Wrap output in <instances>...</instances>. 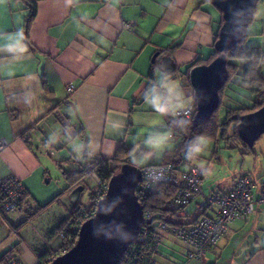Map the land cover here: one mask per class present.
<instances>
[{
  "label": "crops",
  "instance_id": "0c3cea01",
  "mask_svg": "<svg viewBox=\"0 0 264 264\" xmlns=\"http://www.w3.org/2000/svg\"><path fill=\"white\" fill-rule=\"evenodd\" d=\"M34 1L37 12L28 32L29 48L23 33L27 5L23 0H0V138L8 143L0 152V179L14 175L21 181L27 194L25 208L30 212L37 205H47L17 231L19 243L7 250L23 264H39L41 251H59L57 227L72 212L71 191L77 184L85 189L86 180H94L88 173L71 185L70 174L80 171L88 160L112 157L120 145L136 147L137 138L146 135L143 129L161 131L163 125L171 124L173 117L161 120L144 104L143 92L165 72L161 57L167 55L175 64L173 79L192 95L180 71L194 58H206L213 52L214 28L220 19L218 10L202 0ZM258 4L250 23L255 29L249 36L258 35V44L250 45L263 49L264 0ZM132 22L133 27L126 26ZM68 85L73 86L72 93L67 92ZM224 96L236 106H248L253 99L244 85L233 81ZM118 123L123 127L115 128ZM26 131L27 144L21 137ZM53 134L57 142L46 146ZM175 134L172 148L179 140ZM260 138L254 152L244 155L223 146L243 161L239 173L233 170L236 174L228 180L220 177L221 169L214 168L219 159L216 149L205 162L197 160L199 156L193 159L191 163L211 168L203 192L228 191L237 177L248 174L256 184L257 196L264 180V134ZM80 142L94 152L91 158H78L73 151V145ZM210 144L208 150H212ZM51 172L63 191L41 201L35 195V179L50 180ZM213 211L214 206L208 207L204 214ZM198 212L193 203L180 217L192 219ZM176 241L164 234L155 264L194 261L186 259L187 247L182 242L184 251L176 250ZM222 261L264 264V202H257L246 219L230 223L200 262Z\"/></svg>",
  "mask_w": 264,
  "mask_h": 264
},
{
  "label": "water",
  "instance_id": "95a60500",
  "mask_svg": "<svg viewBox=\"0 0 264 264\" xmlns=\"http://www.w3.org/2000/svg\"><path fill=\"white\" fill-rule=\"evenodd\" d=\"M207 1L221 13L222 24L214 42V49L219 55L209 63L194 66L189 71V83L196 95L194 121L197 124L206 122L218 108L219 91L228 81L225 53L241 42L260 0ZM161 65L164 71H175V64L167 55L161 57ZM236 131L240 140L252 148L264 134V105L241 115ZM141 179V167L132 163L121 166L110 177L104 195L97 200L94 214L79 226L75 243L49 264H119L127 248L137 239L143 221V206L136 194ZM83 191V185L71 191L73 204ZM101 201L107 205L113 201L117 203L114 208L105 207L101 210L98 207ZM119 224L124 226L129 235L124 239L108 238L109 234L125 237V231L116 232Z\"/></svg>",
  "mask_w": 264,
  "mask_h": 264
},
{
  "label": "trees",
  "instance_id": "16d2710c",
  "mask_svg": "<svg viewBox=\"0 0 264 264\" xmlns=\"http://www.w3.org/2000/svg\"><path fill=\"white\" fill-rule=\"evenodd\" d=\"M202 1L208 2L207 0ZM23 2L27 5V8L29 9L27 14L25 15V23L23 29L24 42L29 48H31L32 45L28 38V32L36 15L37 7L36 2L34 0H23ZM219 14L220 19L218 20L214 28V42L217 39L218 31L222 24L221 13L219 12ZM248 36L249 34L247 33V31H245L241 42L225 53L227 58L226 66L228 71V81L219 91L220 104L216 111L206 122L202 124H197L195 121L191 120L192 123L186 131H181L179 128H176L175 132L178 134L179 137L177 145L167 151L162 156L161 161L159 163L147 164L146 166L172 164L176 169H181L183 163L187 161L184 155L186 151L187 142L191 140L194 135L198 134L202 135L206 140L213 141L214 143L221 141L224 146L230 149H238L242 155L247 154L249 152H254L253 147H248L245 143L240 140L236 131V124L238 123L239 117L241 115L253 112L264 105V51L258 45L246 44V39ZM218 55L219 53L214 49L208 57H196L192 61L187 63L184 66L183 70L180 71L187 84L190 86V69L197 65L209 63ZM241 60L245 61V65L243 66L242 71H240L241 68L239 65V61ZM235 76H238V83L244 85L245 88L253 96L252 102L248 106L226 107L224 109V114L220 116L217 112L221 105L222 99L225 97V88L230 82H232ZM179 118L180 117H177V119ZM21 137L27 144L29 139V132L26 131L25 133L21 134ZM135 151V146L125 147L124 145H120L116 149L114 155L110 158L100 159L99 161L96 159L86 161L80 171L69 175L68 180L71 185L79 183L86 175V173L84 172L85 165L90 161H97L94 167V172L100 182V185H96L100 187L103 185H107L110 177L114 173H116L121 168V166L126 163H130L132 155ZM143 167L145 166H142L141 168ZM95 187L91 190L89 189L88 191L89 203L86 205H81L78 200L75 204L72 205L73 207L70 216L64 218L59 223L57 227V231L59 232V237L61 239L59 251L57 253H52L51 251H41L38 254L39 264H49L56 256L67 251L75 243L79 226L92 215V212L95 211L97 202L94 193ZM177 191L178 186L163 183L160 184L157 188L151 190L150 193H148L147 195L138 198L141 205L143 206L144 212L150 213L152 217L150 220L151 222L149 221L151 225L152 223H155L156 220H162L167 224L171 225L188 226L196 223L198 219L204 214V211L198 212V214L192 219L180 217L178 215V212L183 209V207L177 205L174 202V198L176 196ZM103 195L104 194H102V196ZM26 198L27 194L26 192H24L22 202L19 205V210L22 213L23 217L18 224H11L3 218L7 223L10 224L12 230L16 232L19 231V229L24 226L28 220H30L37 213L44 210L47 206L37 205L36 210L34 212H30L29 209L25 208ZM90 208L93 210H90ZM61 234L63 235V237L61 236ZM11 256L16 257L18 262L20 264H23L19 256L12 252V250L0 255V259L7 260ZM154 259H156L155 256Z\"/></svg>",
  "mask_w": 264,
  "mask_h": 264
},
{
  "label": "built area",
  "instance_id": "2783aa9c",
  "mask_svg": "<svg viewBox=\"0 0 264 264\" xmlns=\"http://www.w3.org/2000/svg\"><path fill=\"white\" fill-rule=\"evenodd\" d=\"M126 26H134V23ZM67 92H73V86H67ZM196 107L190 113V119L194 121ZM183 113L180 114V118ZM8 143L0 138V152ZM96 160H100L96 158ZM97 161H90L84 169L92 175L97 184L100 182L94 172ZM184 169H176L172 164L148 165L141 168L142 179L137 184L136 194L145 196L160 184L167 183L178 186L174 202L183 207L195 204L199 212H205L208 207L214 206L212 214H203L196 223L188 226L167 224L162 220H156L152 225L150 213L143 214V221L137 239L127 248L121 264H155L154 256L158 252L163 241L164 234H168L182 242L187 247L186 259L203 261L207 253L217 245L225 235L228 225L235 220H243L253 212L257 202H264V180L259 186L256 196V184L248 174H242L235 179L233 186L225 192L204 193L203 183L209 178L211 168L199 167L189 161L183 163ZM160 168L164 170V179L158 184H151L147 179V169ZM107 185L97 186L94 189L96 199L106 192ZM25 188L21 181L14 175L0 179V216L11 224H18L23 215L19 210ZM181 209L178 212L180 216ZM95 212V211H94ZM92 212V215L94 214ZM91 215V216H92ZM90 216V217H91ZM151 222V221H150ZM63 237V235L61 234ZM0 264H20L16 257L1 260Z\"/></svg>",
  "mask_w": 264,
  "mask_h": 264
},
{
  "label": "clouds",
  "instance_id": "9594fccd",
  "mask_svg": "<svg viewBox=\"0 0 264 264\" xmlns=\"http://www.w3.org/2000/svg\"><path fill=\"white\" fill-rule=\"evenodd\" d=\"M6 47H10L7 46ZM159 71V70H158ZM144 104L150 106L158 117L163 120L166 116L173 117L171 124L163 125V130L154 131L150 128L142 130L146 135L137 138L136 151L132 155V159L137 166H146L151 160H159L167 151H169L175 143V129L186 131L192 121L190 113L196 104L195 90L192 95H187L178 79H173L170 72L165 71L157 79L149 82L148 87L143 92ZM183 113L179 119L177 117ZM157 121H152L155 124ZM115 128L123 127L122 123L114 125ZM57 142L55 134L51 135L46 146H50ZM208 141L202 135H194L187 142L185 159L191 162L200 154L207 150ZM73 151L76 152L78 158H91L94 152L89 150L88 146L83 143L73 145ZM147 179L151 184H158L164 179V170L160 168L147 169ZM119 199V198H118ZM117 201H113L111 205L101 201L98 207L103 210L105 207L114 208ZM94 231L96 229L94 228ZM125 231V237L109 234L108 238L124 239L129 233L124 229L122 224L117 225L116 232Z\"/></svg>",
  "mask_w": 264,
  "mask_h": 264
},
{
  "label": "rangeland",
  "instance_id": "374dc122",
  "mask_svg": "<svg viewBox=\"0 0 264 264\" xmlns=\"http://www.w3.org/2000/svg\"><path fill=\"white\" fill-rule=\"evenodd\" d=\"M260 4H258V8L259 9ZM258 17V13L256 14V18ZM255 24H250L247 28V33H253V30L255 29ZM258 35L256 36H248L246 39V44H258L257 42H259L258 39ZM262 46H263V51H264V38H263V42H261ZM239 65L241 67L240 71L243 70V66L245 65V61H239ZM235 84L238 83V76H235L232 80ZM235 107L236 105H234L233 102H228V99L226 97H224L222 99L221 105L218 109V115H223L224 114V109L226 107ZM175 139L177 140L176 134H175ZM179 139V138H178ZM261 139V138H260ZM260 139L258 140V142L260 141ZM208 143L212 144V150H206L204 153L200 154L198 159L200 162H205L206 160H208L214 153V150L216 149L217 152V157L219 158L214 164V168L217 169H221V173H220V177L222 178H226L227 180L233 176L236 173H239L241 165L243 163V161L240 159H236L234 158V153L232 152V150L226 149L223 146V143L221 141H218L217 143H214L213 141L207 140ZM210 144V145H211ZM208 148V147H207ZM233 153V154H232ZM233 155V157H229ZM162 158V157H161ZM161 158L159 160H151L148 162V164H154V163H159L161 161ZM242 161V162H241ZM130 163L135 164L133 159L130 160ZM136 165V164H135ZM138 167H142V166H138ZM83 168V167H82ZM244 168V166H243ZM215 170V172H216ZM234 170V172L236 173H232ZM84 172L86 174H88V170L84 169ZM54 173L51 172V176L52 178L49 179H44V178H40L39 177V182H38V178L35 179V185H36V191H35V195L36 198L44 201L43 199L46 198L49 199L52 195H54L57 192L63 191V187H59L60 182L58 181V179L53 175ZM229 175V176H228ZM227 176V177H226ZM235 176V175H234ZM49 180V181H47ZM86 186H85V190L81 193V197L79 199V203L81 205H86L89 203V198H88V191L89 189L91 190L92 188H94L95 186H97L96 181L92 180V179H87L86 180ZM206 183V181L204 182ZM83 185V184H81ZM78 185H76L77 187ZM75 188V187H74ZM203 189H207L208 185L207 183L205 185L202 186ZM90 210H93L90 208ZM17 232L12 230L11 226L9 223H7L1 216H0V253H4L5 251H7L9 248L16 246L17 243H19L20 239H17L18 236L16 234ZM24 244V243H23ZM22 244V245H23ZM31 245H29L30 247ZM176 246L179 248H176V250H181L184 251V245L180 242V241H176ZM185 256V254H183V257ZM185 259V258H184ZM225 261H222L220 264H224ZM174 264H201L200 261L198 260H194L191 261L189 263H186L185 261L181 260L178 261L177 263L175 262Z\"/></svg>",
  "mask_w": 264,
  "mask_h": 264
}]
</instances>
